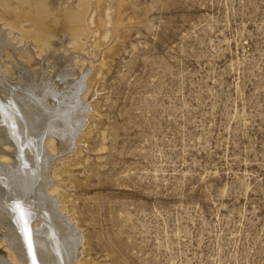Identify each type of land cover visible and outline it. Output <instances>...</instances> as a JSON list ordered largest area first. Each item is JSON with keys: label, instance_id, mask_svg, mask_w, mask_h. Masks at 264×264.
I'll return each instance as SVG.
<instances>
[{"label": "rangeland", "instance_id": "374dc122", "mask_svg": "<svg viewBox=\"0 0 264 264\" xmlns=\"http://www.w3.org/2000/svg\"><path fill=\"white\" fill-rule=\"evenodd\" d=\"M86 1L82 65L14 62L47 81L35 124L69 128L44 162L80 264H264V0Z\"/></svg>", "mask_w": 264, "mask_h": 264}, {"label": "bare ground", "instance_id": "6f19581e", "mask_svg": "<svg viewBox=\"0 0 264 264\" xmlns=\"http://www.w3.org/2000/svg\"><path fill=\"white\" fill-rule=\"evenodd\" d=\"M1 3L6 7L2 8ZM87 13L86 0H0L1 23H6L8 30L18 29L23 38L30 40L26 44L31 47L15 46L0 30V61L3 67L0 66V81L7 84L4 79L10 76L14 80L9 87L0 86V90L3 88L0 92V264H80L82 250L79 230L69 222L68 215L61 212L62 205L51 194L56 191L54 170L44 162L50 156L46 151L63 149L61 144H65L69 128L56 120L49 124L37 123L47 126L43 131L35 124L32 115L48 113V109L53 111L52 104L47 106L49 92L44 91V85L41 87L38 83L45 77L37 75V70L20 68L15 63L32 62L35 60L32 55L37 54L40 55L37 61L49 60V57L57 55L63 59V64H73L76 68L82 65L78 55L82 54L81 38L88 32ZM26 22L29 27L24 29ZM27 52H30L29 56H25ZM75 56L77 61H74ZM5 57L9 58L8 65ZM10 68L18 69L13 73ZM89 68L88 65L85 67L86 72ZM14 75L23 83L14 85ZM65 76L67 78V74ZM78 80L72 78L73 88L76 89L72 96L78 98L81 94V99L91 84L87 77L79 87L76 85ZM44 81L47 85V81ZM74 101L69 102V106ZM32 103L36 106L39 104L42 113L37 112L39 110ZM62 103L58 101L61 107ZM70 109H73V105ZM74 113L76 116L67 117L73 128L82 121L78 111ZM58 117L65 119L62 115ZM43 152L47 155L44 154L42 158Z\"/></svg>", "mask_w": 264, "mask_h": 264}]
</instances>
